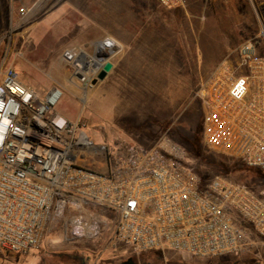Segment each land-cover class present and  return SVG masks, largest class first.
Wrapping results in <instances>:
<instances>
[{
    "label": "built area",
    "instance_id": "2783aa9c",
    "mask_svg": "<svg viewBox=\"0 0 264 264\" xmlns=\"http://www.w3.org/2000/svg\"><path fill=\"white\" fill-rule=\"evenodd\" d=\"M185 9L187 0H158ZM114 48V52H97ZM118 45L94 43L100 67L85 69V47L64 52L83 83ZM94 56V57H95ZM62 96L41 99L13 66L0 78V250H38L60 221L76 238L96 240L116 214L112 240L133 253L174 252L201 259L244 257L264 237V199L222 177L202 185L185 150L172 142L126 144L115 155L55 111ZM206 146L264 172V28L196 86Z\"/></svg>",
    "mask_w": 264,
    "mask_h": 264
},
{
    "label": "rangeland",
    "instance_id": "374dc122",
    "mask_svg": "<svg viewBox=\"0 0 264 264\" xmlns=\"http://www.w3.org/2000/svg\"><path fill=\"white\" fill-rule=\"evenodd\" d=\"M34 1L35 5L28 0H0V78L13 66L41 99L52 90L61 91L55 111L78 123L79 131L95 145L111 146L112 156L126 144L153 147L172 142L185 150L186 161L200 177L220 174L190 150L189 141L201 136L203 119L194 92L210 69L224 60L211 58L215 44L233 43L230 56L249 37L260 35L264 0H188L186 9H167L157 0ZM107 37L121 44L107 58L114 65L112 71L96 85L92 80L83 83L64 60V52L81 46L96 59L94 43ZM88 66L92 64L86 63L85 69ZM201 145L215 159H222L202 140ZM236 178L264 199V177ZM105 214L107 226L96 240L74 237L60 221L50 227L38 250L28 254L0 250V264H121L130 258L138 264H189L208 260L174 252L135 254L112 240L117 216ZM255 240L251 253L220 260L264 264V237L255 236Z\"/></svg>",
    "mask_w": 264,
    "mask_h": 264
},
{
    "label": "trees",
    "instance_id": "16d2710c",
    "mask_svg": "<svg viewBox=\"0 0 264 264\" xmlns=\"http://www.w3.org/2000/svg\"><path fill=\"white\" fill-rule=\"evenodd\" d=\"M202 114H203V111H202ZM199 133H201L200 138L197 137V138L189 141L190 142V144H189L190 150H191L193 157L202 160L206 165L215 167L216 170L220 173L217 176H222V177L230 180L233 183L244 185V186L248 187L249 189L256 191L252 186L247 185V184L242 183L241 181L237 180L236 177L240 176V175L264 177V172L261 170H258V169L249 168V167L245 166L241 160L231 158V157H228L225 155H222L223 156L222 159L217 160L211 154H209V151H204L202 149V145H201V140L204 141V138H203V119H202V125H201ZM136 145L147 147L146 145H142L139 143H137ZM214 177H216V176H214ZM214 177H209V178L208 177L207 178L200 177V179L202 181V185L204 186V185L208 184ZM154 252H157V251H154ZM157 253H160V252H157ZM189 264H254V263L251 261L224 262L220 259L219 260L218 259L217 260L208 259L206 261L192 262Z\"/></svg>",
    "mask_w": 264,
    "mask_h": 264
},
{
    "label": "crops",
    "instance_id": "0c3cea01",
    "mask_svg": "<svg viewBox=\"0 0 264 264\" xmlns=\"http://www.w3.org/2000/svg\"><path fill=\"white\" fill-rule=\"evenodd\" d=\"M158 1V0H157ZM28 2H32V5H35V1L34 0H28ZM159 2V1H158ZM187 3H188V0H187ZM161 5V4H160ZM187 6H188V4H187ZM34 7V6H33ZM187 8V7H186ZM185 8V9H186ZM257 36V35H256ZM255 37V36H254ZM250 38H252V37H249L248 39H250ZM114 39V38H113ZM115 40V39H114ZM116 41V43L118 44V45H120V47H121V44H120V42L118 41V40H115ZM243 43V42H242ZM242 43L238 46V47H236V49H234V50H237L241 45H242ZM232 45H233V43H231L230 41H228V40H224V42H222L221 43V45H219V44H215V48H214V50H211V53L212 54H210L211 55V58L212 59H225L228 55H229V53L231 52V50L233 49V47H232ZM208 52V51H207ZM206 51H205V53H207ZM229 57V56H228ZM215 66H213L211 69H210V71L214 68Z\"/></svg>",
    "mask_w": 264,
    "mask_h": 264
},
{
    "label": "water",
    "instance_id": "95a60500",
    "mask_svg": "<svg viewBox=\"0 0 264 264\" xmlns=\"http://www.w3.org/2000/svg\"><path fill=\"white\" fill-rule=\"evenodd\" d=\"M113 67H114L113 63L109 61L105 62L104 65L102 66V69L98 73L97 77L92 79V85H96L98 82L104 81L107 78L108 74L112 71ZM121 264H138V263H136L133 258H130Z\"/></svg>",
    "mask_w": 264,
    "mask_h": 264
},
{
    "label": "bare ground",
    "instance_id": "6f19581e",
    "mask_svg": "<svg viewBox=\"0 0 264 264\" xmlns=\"http://www.w3.org/2000/svg\"><path fill=\"white\" fill-rule=\"evenodd\" d=\"M105 50H106V52H108V53L110 52V54H111V50H114V48L100 49V50H98V52H104ZM84 62L85 63H88V65L91 63L93 67H100V64L97 62V60L96 59H93V58H91L89 56H86L85 57V61Z\"/></svg>",
    "mask_w": 264,
    "mask_h": 264
}]
</instances>
